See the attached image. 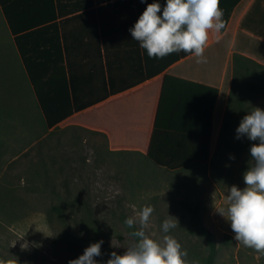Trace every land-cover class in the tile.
<instances>
[{
    "label": "rangeland",
    "instance_id": "374dc122",
    "mask_svg": "<svg viewBox=\"0 0 264 264\" xmlns=\"http://www.w3.org/2000/svg\"><path fill=\"white\" fill-rule=\"evenodd\" d=\"M254 10L255 18L243 26L264 34V6ZM255 57L264 64V54ZM229 64L217 66L221 94L211 146L216 157L206 166L170 171L141 153L112 150L103 133L75 124L47 128L0 8V256L21 264H68L102 239L96 259L103 264L112 251L123 253L134 242L124 220L151 206L146 234L157 240L171 235L187 252L186 264H205L209 243L189 225L181 205L189 200L205 208L204 224L218 247L215 264H264V255L233 239L230 224L214 209L223 204L228 186L244 187L242 173L251 164L249 148L255 143L220 137L233 59ZM240 96L244 115L253 106L264 108V92ZM169 215L179 223L166 234L161 224ZM134 227L139 229V223Z\"/></svg>",
    "mask_w": 264,
    "mask_h": 264
},
{
    "label": "trees",
    "instance_id": "16d2710c",
    "mask_svg": "<svg viewBox=\"0 0 264 264\" xmlns=\"http://www.w3.org/2000/svg\"><path fill=\"white\" fill-rule=\"evenodd\" d=\"M241 1L220 0L224 30ZM53 3V0H0L3 17L11 35H15L35 104L43 114L47 128L75 124L103 133L112 150L141 153L156 166L170 171L196 164L206 166L216 157L211 156V146L220 94L218 87L163 74L124 93L140 81L164 72L169 65L186 56L184 52L166 56L160 66H149L150 59L146 56V73L134 82H117L111 75L108 79L105 66L96 64L94 77L89 66L78 69L70 63L55 66L52 78H49L53 67L50 59H54L55 65L63 63L61 43L57 37L51 42L55 51L41 49L44 43L41 30L34 27H39L44 19H55ZM85 4L89 7V1ZM28 11H33L35 17L27 15ZM101 30L105 38L104 24ZM95 33L98 41L101 36L97 27ZM233 70V83L220 130V137L227 139L235 136V129L244 116L245 99L240 95L264 92V64L235 52ZM181 205L189 215L191 229L209 243L205 264H215L218 247L215 235L204 224V206L189 200H183ZM94 234L93 239L98 240L99 233ZM0 264L21 263L0 256Z\"/></svg>",
    "mask_w": 264,
    "mask_h": 264
},
{
    "label": "clouds",
    "instance_id": "9594fccd",
    "mask_svg": "<svg viewBox=\"0 0 264 264\" xmlns=\"http://www.w3.org/2000/svg\"><path fill=\"white\" fill-rule=\"evenodd\" d=\"M219 5L220 0H164L163 4L153 0L128 31L149 58L184 52L196 57L197 63H206L204 52L210 38L218 40L225 28ZM242 137L255 142L249 148L251 164L242 173L244 187L228 186L223 204L214 209L228 221L236 242L264 255V108L253 106L241 118L235 138ZM153 211L151 206H143L136 216L124 220L127 228L133 229L129 235L134 242L123 253L112 251L103 264H186L187 252L175 238L164 235L157 240L146 234ZM173 218L169 215L162 221L163 233L177 227L179 222ZM137 223L139 229L134 227ZM102 244V239L90 243L68 264H101L96 257L101 255Z\"/></svg>",
    "mask_w": 264,
    "mask_h": 264
},
{
    "label": "crops",
    "instance_id": "0c3cea01",
    "mask_svg": "<svg viewBox=\"0 0 264 264\" xmlns=\"http://www.w3.org/2000/svg\"><path fill=\"white\" fill-rule=\"evenodd\" d=\"M53 1L52 12L56 16L55 19L51 21L44 19L42 20L43 23L38 25L39 27H34V29L37 28L36 30H41L44 40L41 49L55 51V47L51 46V42L57 40V37L61 43L63 63L59 62L58 65H55L53 64L54 59H50L53 67L49 72V78H52L55 66H68L70 63L77 66L78 69H80V66H89L92 77H94V64L105 66L107 78L109 79L111 75L117 82L120 80L134 82L146 73L145 66L148 63L146 51L140 48L137 41L132 40L128 29L133 26L147 4L153 2V0H145L144 3L141 0ZM86 1H89V7L86 6ZM163 2L164 0H161L162 4ZM259 6H264V0H242L236 6L226 29L220 34V38L218 40L210 38L208 47L204 52L207 58L206 63H197L196 57L187 54L169 65L164 72L150 79L140 81L135 87L124 91V93L137 89L163 74L220 88L217 81L220 75L217 66H230L229 59H233L235 52L252 59H255L257 54H264V34L253 31L247 25L243 26L248 18H250V21L255 18L256 11L254 8ZM26 13L35 17L33 11ZM237 23L239 26L236 25ZM102 24L105 25V38L101 30ZM96 27L100 30V41H97ZM232 28H237V30L231 32ZM12 36L15 43V35ZM104 39L105 43L103 42ZM255 46H261L263 50H255ZM16 52L20 56L17 47ZM227 55L230 57L229 59L226 58ZM164 58H149V66H160ZM20 60L22 66H24L21 57ZM255 60L257 61V59ZM92 86H94V83Z\"/></svg>",
    "mask_w": 264,
    "mask_h": 264
}]
</instances>
